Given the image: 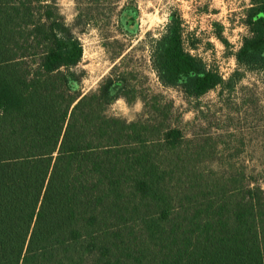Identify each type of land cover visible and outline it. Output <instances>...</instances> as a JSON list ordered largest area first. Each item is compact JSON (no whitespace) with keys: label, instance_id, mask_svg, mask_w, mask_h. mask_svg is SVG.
Masks as SVG:
<instances>
[{"label":"trees","instance_id":"16d2710c","mask_svg":"<svg viewBox=\"0 0 264 264\" xmlns=\"http://www.w3.org/2000/svg\"><path fill=\"white\" fill-rule=\"evenodd\" d=\"M253 1L236 60L264 71ZM183 35L172 17L154 39L159 82L230 86ZM82 51L49 0H0V264H264V188L199 167L177 126L108 115L113 78L74 91Z\"/></svg>","mask_w":264,"mask_h":264},{"label":"rangeland","instance_id":"374dc122","mask_svg":"<svg viewBox=\"0 0 264 264\" xmlns=\"http://www.w3.org/2000/svg\"><path fill=\"white\" fill-rule=\"evenodd\" d=\"M82 45L72 89L80 94L114 80L107 114L177 126L201 153V168L246 176L264 188V71L236 60L251 35L253 0H49ZM180 18L185 47L230 86L200 98L162 85L153 66L154 39ZM256 68V67H254ZM139 106V108H138ZM201 147V148H200ZM200 148L201 150H199Z\"/></svg>","mask_w":264,"mask_h":264},{"label":"clouds","instance_id":"9594fccd","mask_svg":"<svg viewBox=\"0 0 264 264\" xmlns=\"http://www.w3.org/2000/svg\"><path fill=\"white\" fill-rule=\"evenodd\" d=\"M138 108H139V106H138Z\"/></svg>","mask_w":264,"mask_h":264}]
</instances>
